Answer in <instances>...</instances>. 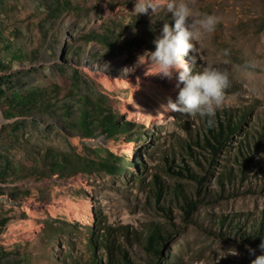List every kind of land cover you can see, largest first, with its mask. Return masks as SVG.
Listing matches in <instances>:
<instances>
[{
    "label": "rangeland",
    "instance_id": "1",
    "mask_svg": "<svg viewBox=\"0 0 264 264\" xmlns=\"http://www.w3.org/2000/svg\"><path fill=\"white\" fill-rule=\"evenodd\" d=\"M134 2L0 0V264H250L246 246L261 254L264 0H187L221 17L194 53V71L230 70L211 129L164 107L178 73L167 91L133 84L130 99L85 72L154 75L145 53L174 22L166 0L137 16ZM248 60L251 74L237 67ZM67 202L87 203L88 220L68 216Z\"/></svg>",
    "mask_w": 264,
    "mask_h": 264
},
{
    "label": "clouds",
    "instance_id": "2",
    "mask_svg": "<svg viewBox=\"0 0 264 264\" xmlns=\"http://www.w3.org/2000/svg\"><path fill=\"white\" fill-rule=\"evenodd\" d=\"M161 2L162 0H135L132 12L136 16L147 14L149 9L155 13ZM166 8L174 23L163 24L160 35L153 40L155 50L145 53L149 55V62L156 69L155 74L172 79L173 73H178L177 99L175 102L169 99L164 107L170 112L198 116L207 128H214L217 112L223 108L226 90L231 86L230 70L206 67L202 71H194V53L196 42H199L204 34L214 33L221 17L194 11L187 0H166ZM223 54L229 55V50H223ZM185 56L189 57L188 61H185ZM257 66L255 61L248 60L237 67L240 71L251 74ZM246 248L249 254L255 257L250 264H264V239H261L258 245L261 254L257 255L256 249L248 246ZM231 254L239 255L235 250L231 251Z\"/></svg>",
    "mask_w": 264,
    "mask_h": 264
},
{
    "label": "bare ground",
    "instance_id": "3",
    "mask_svg": "<svg viewBox=\"0 0 264 264\" xmlns=\"http://www.w3.org/2000/svg\"><path fill=\"white\" fill-rule=\"evenodd\" d=\"M85 72L89 75V76H93L95 77L98 81H104V86L108 87L109 89H122V90H129L130 92V99L133 98V84L138 83V84H143L146 86H151L154 85L153 82L155 83H159L161 85V83L163 84L164 87L159 86V89L162 91H167L165 84L169 85V82H167L169 79L166 77H163L162 75H157L154 73V75L152 76V74L148 71V69H145L144 67H140L139 69H137V73L134 74V72L131 73L130 76L127 77H121V76H116V75H107L105 74L104 71H96V72H91L89 70H85ZM156 72V71H155ZM141 74L144 76L140 77ZM140 75V76H139ZM178 76V75H177ZM262 77H264V75H262ZM162 78V79H161ZM153 81V82H151ZM177 82V78L175 80ZM261 84V83H260ZM176 84H172V88L168 89V91L170 92H175L176 91ZM159 90V91H160ZM169 93V92H168ZM171 93V94H172ZM132 97V98H131ZM137 120L138 121H146L147 125L149 123L148 119H146L143 115L138 114L137 116ZM122 153L125 154L128 158V160H132L133 158V145H129L126 147H122ZM60 209L64 210V212L68 215V216H73L74 220H81L82 218L87 219L88 218L85 215H88V211L90 210L89 205L84 204L82 205H77L74 203H65L64 206L60 207ZM83 210H85V215H83L81 212H84Z\"/></svg>",
    "mask_w": 264,
    "mask_h": 264
}]
</instances>
